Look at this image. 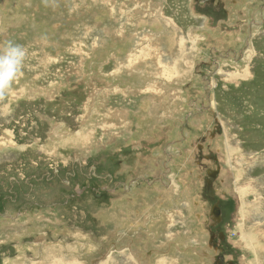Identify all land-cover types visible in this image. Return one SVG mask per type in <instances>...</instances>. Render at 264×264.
<instances>
[{
  "label": "rangeland",
  "instance_id": "rangeland-1",
  "mask_svg": "<svg viewBox=\"0 0 264 264\" xmlns=\"http://www.w3.org/2000/svg\"><path fill=\"white\" fill-rule=\"evenodd\" d=\"M221 1L0 0V264H264V0Z\"/></svg>",
  "mask_w": 264,
  "mask_h": 264
},
{
  "label": "flooded vegetation",
  "instance_id": "flooded-vegetation-1",
  "mask_svg": "<svg viewBox=\"0 0 264 264\" xmlns=\"http://www.w3.org/2000/svg\"><path fill=\"white\" fill-rule=\"evenodd\" d=\"M222 5L221 0H193V7L192 11L193 12H198L202 11L205 9H209L211 7L214 8L215 11L220 10V7ZM199 15V13H198ZM209 160V158H208ZM211 163L213 160H209ZM199 167L204 170L205 177L203 180V190L205 194V198L207 201H209V237H208V244L209 246L214 245L215 247L218 245V243L223 242L226 239V236L224 232L221 230L217 229V227L222 223L223 217H222V208L220 206V201L215 199L214 193L212 191V184L215 180H217L218 177V168L210 167L204 162H201L199 164ZM207 251H211L212 253H216V255L220 258L219 259H214L211 261V264H223L224 261L222 260V254L219 253L216 250H213L211 248H207ZM205 257V256H204ZM209 263V264H210ZM226 263H231V261H226Z\"/></svg>",
  "mask_w": 264,
  "mask_h": 264
},
{
  "label": "clouds",
  "instance_id": "clouds-1",
  "mask_svg": "<svg viewBox=\"0 0 264 264\" xmlns=\"http://www.w3.org/2000/svg\"><path fill=\"white\" fill-rule=\"evenodd\" d=\"M27 49L12 40L0 44V100L10 92L15 81L23 75Z\"/></svg>",
  "mask_w": 264,
  "mask_h": 264
},
{
  "label": "bare ground",
  "instance_id": "bare-ground-1",
  "mask_svg": "<svg viewBox=\"0 0 264 264\" xmlns=\"http://www.w3.org/2000/svg\"><path fill=\"white\" fill-rule=\"evenodd\" d=\"M256 216V215H255ZM247 238V237H246ZM249 239V238H248Z\"/></svg>",
  "mask_w": 264,
  "mask_h": 264
}]
</instances>
